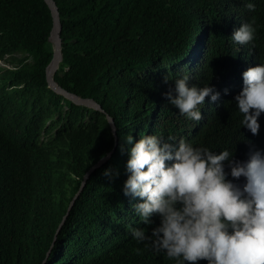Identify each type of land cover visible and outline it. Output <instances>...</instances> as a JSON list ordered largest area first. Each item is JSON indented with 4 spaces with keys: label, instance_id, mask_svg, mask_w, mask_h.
Segmentation results:
<instances>
[{
    "label": "trees",
    "instance_id": "1",
    "mask_svg": "<svg viewBox=\"0 0 264 264\" xmlns=\"http://www.w3.org/2000/svg\"><path fill=\"white\" fill-rule=\"evenodd\" d=\"M54 1L63 56L54 79L104 112L49 88L53 19L45 0H0V61L14 66L0 74V264H174L127 231L155 224H138L137 201L122 194L124 137L184 138L227 148L241 161L250 148L264 150V114L253 136L234 104L242 73L264 62V0H251L255 12L243 6L247 0ZM253 17L255 41L232 43L233 30ZM181 69L190 84L220 93L216 102L205 98L199 122L164 98ZM110 167L119 172L111 181L103 175Z\"/></svg>",
    "mask_w": 264,
    "mask_h": 264
},
{
    "label": "clouds",
    "instance_id": "2",
    "mask_svg": "<svg viewBox=\"0 0 264 264\" xmlns=\"http://www.w3.org/2000/svg\"><path fill=\"white\" fill-rule=\"evenodd\" d=\"M243 6L256 11L251 0ZM256 34L253 17L234 29L230 40L238 46L251 45ZM169 80L165 77L164 83ZM172 81L164 98L188 120L202 119L206 97L211 102L220 97L209 84H190L183 69ZM234 104L242 117L241 128L257 135L264 114V62L242 73ZM107 124L115 131L111 117ZM124 140L128 147L122 146L121 153L126 151L128 158L122 194L137 201L132 211L138 224H155L150 232L147 227L126 226L137 245L174 264H264V150L250 148L241 161L227 148L217 152L184 138L139 134L134 141L128 134ZM103 175L111 181L119 172L110 167Z\"/></svg>",
    "mask_w": 264,
    "mask_h": 264
},
{
    "label": "water",
    "instance_id": "3",
    "mask_svg": "<svg viewBox=\"0 0 264 264\" xmlns=\"http://www.w3.org/2000/svg\"><path fill=\"white\" fill-rule=\"evenodd\" d=\"M45 2L51 11L52 19H53V26H52V30L50 33L49 42L53 45L54 55H53V59H52L51 63L48 65V67L46 69L47 81L49 84V88L52 89L53 91H55L57 94L63 95L67 99L71 100L76 105L85 106V107H88L90 109H94L96 111L104 112L102 107L97 102H95L93 99H85V98H82V97L77 96L75 94L69 93L68 91L63 89L61 86H59V84L55 81V79H54L55 74L58 71L60 64L62 63V60H63L62 40H61L62 23H61L60 13H59V9H58L56 2L54 0H45ZM108 117H110V116H107V118ZM112 131H113V129H112ZM113 133H114V136L116 138V128H115V131H113ZM116 142H117V138H116ZM112 153H113V151L107 156V158L102 159L94 168H92L88 172L83 185L86 183V180L88 179L89 175L96 168L100 167L108 159H110ZM80 193H81V191L76 195L75 198H77L78 195H80ZM72 205H73V203L71 204L69 211L71 210ZM62 225H63V223H62ZM62 225L59 227L58 233L60 232Z\"/></svg>",
    "mask_w": 264,
    "mask_h": 264
},
{
    "label": "rangeland",
    "instance_id": "4",
    "mask_svg": "<svg viewBox=\"0 0 264 264\" xmlns=\"http://www.w3.org/2000/svg\"><path fill=\"white\" fill-rule=\"evenodd\" d=\"M17 57L25 58V57H29V56L27 54H17ZM29 61L32 62L31 59H29ZM8 66H10L12 68L14 67V66L10 65V63L8 61H6V60L0 61V69H3V71L11 69ZM0 74H2V72H0Z\"/></svg>",
    "mask_w": 264,
    "mask_h": 264
}]
</instances>
